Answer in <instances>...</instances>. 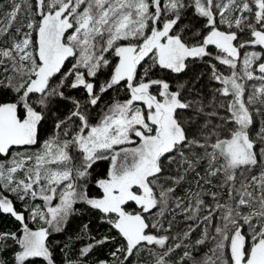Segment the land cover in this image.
<instances>
[{"label":"snow or ice","instance_id":"snow-or-ice-1","mask_svg":"<svg viewBox=\"0 0 264 264\" xmlns=\"http://www.w3.org/2000/svg\"><path fill=\"white\" fill-rule=\"evenodd\" d=\"M7 6L0 264H57L81 205L115 235L84 223L63 264L113 242L96 264H264V0ZM195 63L208 94L180 80Z\"/></svg>","mask_w":264,"mask_h":264},{"label":"trees","instance_id":"trees-1","mask_svg":"<svg viewBox=\"0 0 264 264\" xmlns=\"http://www.w3.org/2000/svg\"><path fill=\"white\" fill-rule=\"evenodd\" d=\"M0 4L5 5L3 8H0V15L3 14V12L8 10L7 6V0H0ZM189 18H191V14H189ZM184 23H188V19H185L183 21ZM197 27L200 26L199 22L193 20L192 21ZM208 68L206 65L201 64V63H195L190 66L189 70L185 74H181L180 80H188L189 82H192L195 80L196 76L199 75L200 73H205V75L202 77L200 82L196 85L197 88L203 87V91L205 94H208L209 87L210 85L208 84ZM114 93H109L108 96L105 97V100H108ZM123 95V94H121ZM66 109L61 107L60 111L63 112ZM49 128L52 127L51 124L48 126ZM178 193H182L181 189L177 190ZM93 194L95 192L93 191ZM81 209V213L75 216L69 223L67 229L61 233V234H54L50 238V242L54 245H56L57 241L60 242L59 246L56 247L55 250V257L57 264H63L64 256L59 250L60 247L63 246V243L67 241L70 237L73 239L72 247L71 250L69 251V259L75 260L77 258V254L79 251V248L83 245L84 241L82 240H76L75 237L79 233L82 225L84 223H88L89 221L91 222L89 224V227L92 231V234L96 236L97 239H100L104 235H115V232H109V226L106 224L100 223L98 219V215L94 214L91 210L87 209L85 206H78ZM18 227V225L12 221L11 219L4 217L0 218V231H8V230H15ZM182 227V226H181ZM198 232L193 234V238H196L198 236ZM118 246L117 243H109L105 244L103 246H98L93 253L90 255L88 258V264H96L98 260L101 259H111L110 252L115 249V247ZM11 253L9 252L8 255ZM179 254V250H178Z\"/></svg>","mask_w":264,"mask_h":264}]
</instances>
